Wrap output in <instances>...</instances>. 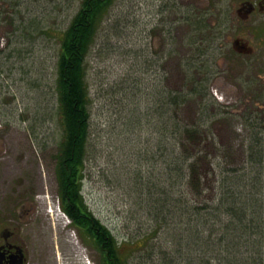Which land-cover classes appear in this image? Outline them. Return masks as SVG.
Instances as JSON below:
<instances>
[{
    "label": "rangeland",
    "instance_id": "374dc122",
    "mask_svg": "<svg viewBox=\"0 0 264 264\" xmlns=\"http://www.w3.org/2000/svg\"><path fill=\"white\" fill-rule=\"evenodd\" d=\"M231 1L211 0L209 5L205 0H179V6L193 2L192 12H207V23L212 27L205 33H209L210 39L201 46L205 50L203 55L206 53L209 68L213 70L207 89L208 94L215 97L212 98L211 109L234 112L224 116V121L213 127V139L225 144L233 141L238 152L235 155L243 159L250 150L255 152L261 148L264 151V39L262 43L251 41L256 50L252 55H235L231 60L229 57L224 60L220 58L219 44L231 46L230 42L224 40L228 33L224 27L225 16L230 18L231 14L229 10L216 9L227 7ZM9 2L12 8L8 6L3 10H18L19 29L14 50L9 51L6 46L8 38L5 37L3 48L9 51L8 54L11 52L14 55L9 61L6 58L7 64L2 63L7 74L2 69L3 73L0 71L2 81H6L9 89L7 92L0 85V202L5 209L14 211L23 199L26 202L24 206L31 209L23 230L28 236L32 264H85L82 260L84 252L93 264H99V251L82 238L80 231L70 225L62 226V222L51 217L48 211V207L56 210L59 204L54 172V157L62 132L57 116L55 89L58 35L77 12L81 0ZM159 3V0L140 2L139 17L146 31L160 16ZM143 7H147V10L151 7L148 15L141 12L145 10ZM110 10L111 21L117 25L114 29L121 28L120 33L111 30L107 26L108 21H104L85 60L92 107L89 160L82 193L93 214L120 237L128 229L123 222L128 217V211L130 215L127 192L135 178L141 176L144 179L145 174H153L157 178L168 171L167 161L164 163L163 158L171 155L173 139L164 137L170 134L164 129V117L158 115L160 109L156 106L157 96L152 89L159 69L145 68L140 73L144 82L141 91L134 88L127 90L118 105L106 112L111 102L105 99L108 94L103 89L108 87L107 84L123 79L131 71L129 62L131 66L136 61L132 59L136 58L128 54V48L142 47L149 39L145 33L142 36L141 33L131 32L124 25L126 0H114ZM186 14L188 12L185 9L178 11L179 17ZM263 17L264 14L258 16ZM253 23L247 22L246 25L252 27ZM230 25L234 24L230 22ZM111 26L113 29L112 23ZM188 30L189 27L186 29V25H181L178 33L184 35ZM103 32L107 34L106 37ZM230 34L232 36L235 32L231 31ZM104 41L107 45L103 47ZM151 43V48L155 49L157 37L151 39ZM166 46L172 52L183 49L185 44L179 38L175 43L168 41ZM11 63L12 67L6 68ZM174 64L170 57L163 60L168 75L167 79L162 80L163 84L168 83L167 88H175L182 82V74L175 71ZM221 65L225 70L223 72ZM228 68L229 72L226 71ZM252 85L255 88L251 91L249 86ZM202 102L201 96H187L184 104L175 107L177 117L184 119V122L192 121V116ZM246 105L249 108H245ZM251 116H256V119ZM113 118L117 120L116 123L112 122ZM157 144L164 150H160ZM209 157L221 159L222 153H211ZM256 164L255 167L262 166L264 170V161ZM239 167L241 170L246 169V162L240 161ZM256 185L264 186V182H256ZM138 219L132 220L129 228L139 223L141 230H145L147 220ZM256 236L262 242L259 249L264 260V233Z\"/></svg>",
    "mask_w": 264,
    "mask_h": 264
},
{
    "label": "trees",
    "instance_id": "16d2710c",
    "mask_svg": "<svg viewBox=\"0 0 264 264\" xmlns=\"http://www.w3.org/2000/svg\"><path fill=\"white\" fill-rule=\"evenodd\" d=\"M113 2L81 0L77 12L58 35L55 89L62 132L54 172L61 207L84 240L99 251L100 264H264L259 249L262 242L256 236L264 233V186L256 185L264 182V170L262 166L255 167L256 162L264 161V151L250 150L240 159L235 155L238 152L233 141L225 144L213 139V127L234 112L211 109L214 97L207 89L212 69L201 46L209 34L197 13L179 18L190 29L181 37L183 49L171 52L162 43L155 50L156 56L148 49L144 56V47L128 48V54L136 58L131 66L129 62L131 71L103 89L108 94L105 99L111 102L110 109L106 108L110 112L127 90L141 91L144 82L140 73L145 68L159 69L152 89L157 96L158 115L164 117V129L170 134L164 137L173 139L171 155L163 158L168 171L157 178L153 174L135 178L127 192L130 215L128 211L127 219H123L128 229L120 237L88 207L82 187L89 160L92 97L85 60L104 21L120 33L121 28L114 29L117 25L111 21ZM138 2L126 0L123 23L131 32L141 27L134 8ZM170 32L169 26L165 33ZM103 44L104 47L107 42ZM168 57L175 63V71L182 74V82L175 88L163 84L168 75L163 60ZM187 96H201L203 102L193 120L184 122L177 117L175 107L184 104ZM112 122L117 120L113 118ZM157 146L164 150L160 144ZM211 153H222V158L213 160ZM240 161L246 162V169L241 170ZM136 217L138 221L147 220L145 230L139 223L129 228Z\"/></svg>",
    "mask_w": 264,
    "mask_h": 264
},
{
    "label": "flooded vegetation",
    "instance_id": "af4514ba",
    "mask_svg": "<svg viewBox=\"0 0 264 264\" xmlns=\"http://www.w3.org/2000/svg\"><path fill=\"white\" fill-rule=\"evenodd\" d=\"M205 1L210 5V0ZM159 2V10L161 12L160 17L156 20L157 25H160L159 32L156 34L157 37H160L161 32L163 33L164 26L169 27V24L173 25L175 21L177 23L178 10H194L193 2L182 4L181 7L179 6V0H159ZM8 6L12 8L9 0H0V71L2 72L3 70L5 74H7V70L2 65L7 64L11 56L14 55L13 53L10 54L11 52L8 54V52L11 51V49L14 50V44L16 42L17 32L19 29L18 10H3ZM226 6L227 7H224L223 9L215 8L216 10H229V13L231 14L230 18L225 16L226 23L224 25V27H226V31L228 32L224 37V40L226 43L227 41L230 42L231 46L225 47L222 44L220 45V48L222 49L221 59L224 60L229 57L231 60L234 55H252V53L256 50H254V46L251 41L258 40L259 43H262V40L264 39V35H259V31L264 29V17L258 18L259 15L264 14V0H232L230 5L227 3ZM143 8L145 10H142V12H146L148 15L147 11L151 10V7H148V10L147 7ZM153 11L157 12V10ZM163 11L167 12L164 13ZM199 15L201 20H207L206 11L201 10ZM230 22L234 25L229 26ZM239 22H242V24ZM247 22L254 23L251 27V25H246ZM244 25L246 26L244 27ZM231 31H233V33L235 32L232 36L230 34ZM5 37L8 38L6 46L7 48L9 47V51L6 48H3L6 43ZM248 51H252V53H245ZM3 58L5 59L2 62ZM6 58H8L7 62ZM11 67L12 63L6 68L10 69ZM222 68L223 67L221 65L222 72L225 71ZM229 70L230 69L228 68L226 71L229 72ZM0 85L3 89H5V91L9 92V89H7L8 84L6 81H2L1 73ZM253 88L255 87H251V90ZM28 199L29 198L27 197V200ZM25 204V200H20L19 204L13 211L12 209H5L3 204L0 202V264H32L33 262L30 254L29 243L27 241L28 236L25 235L23 230V224H25L29 218V207H25Z\"/></svg>",
    "mask_w": 264,
    "mask_h": 264
},
{
    "label": "bare ground",
    "instance_id": "6f19581e",
    "mask_svg": "<svg viewBox=\"0 0 264 264\" xmlns=\"http://www.w3.org/2000/svg\"><path fill=\"white\" fill-rule=\"evenodd\" d=\"M63 264H68V262L67 263L63 262Z\"/></svg>",
    "mask_w": 264,
    "mask_h": 264
}]
</instances>
